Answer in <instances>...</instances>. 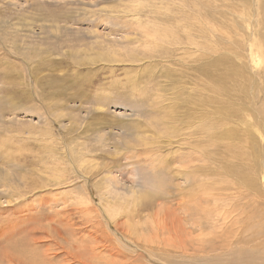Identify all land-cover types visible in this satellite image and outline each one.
<instances>
[{
	"label": "rangeland",
	"instance_id": "1",
	"mask_svg": "<svg viewBox=\"0 0 264 264\" xmlns=\"http://www.w3.org/2000/svg\"><path fill=\"white\" fill-rule=\"evenodd\" d=\"M201 1L0 0V264H219L233 256L236 246L224 250L215 236L204 241L209 232L189 230L173 211L176 196L139 218L118 213L130 189L152 186L142 180L147 166L124 159L133 121L168 156L192 153L193 144L211 152L198 163L214 183L234 181L235 169L256 175L264 201L255 115L264 116V0H210L209 16ZM108 52L117 55L100 60ZM101 201H112L115 227L150 253L118 236Z\"/></svg>",
	"mask_w": 264,
	"mask_h": 264
},
{
	"label": "bare ground",
	"instance_id": "2",
	"mask_svg": "<svg viewBox=\"0 0 264 264\" xmlns=\"http://www.w3.org/2000/svg\"><path fill=\"white\" fill-rule=\"evenodd\" d=\"M194 1H195L194 4L196 5L198 0H194ZM194 4H191L190 7H195ZM201 5H202V8L204 6H208L207 14L205 13V15L209 16V14H210L209 9L211 6L210 0H208V2L205 0L201 1ZM103 55L104 54H100V57ZM116 55L117 54L115 52H108V53H106V55H104L102 58H100V60L106 59V61H110V58H113ZM91 59H93V58H91ZM4 105H5V103H4ZM238 107H240V106H238ZM262 107H263V105H262ZM93 110H91V111H93ZM260 112H261V110H259V111L256 110L255 115H256V118L259 120V122H257L256 124H259L257 126H259V129L261 132L262 130L264 131V116ZM262 112H263V110H262ZM97 114H99V113H97ZM131 124H130L131 128L133 130H135L136 132L134 133V138L133 139L131 138L132 140L130 142L131 144H130L129 148H127L128 144H126V143L124 144L125 145L124 148L127 149V152L125 154V158L124 157L123 158L125 160L126 159L129 160V164H132V166H133V164H138L139 166L140 165L141 166L142 165L147 166L148 167L147 169H149V172L145 173L144 171L142 172V170H139L140 173H145V175H142V174H139V175L143 176L142 180H144V179H146V180L149 179V181L151 180L152 186L150 188L142 187L144 189L141 188L143 190V193H141V194H135L137 192L133 193L132 189H130L132 192L130 191V194H127L128 195L127 198H130V200H127L126 203L120 202L118 200L117 204H121V203L125 204V206L122 208V210L118 211V213L123 214L122 213V211H123V212H126L128 217L133 216V217L139 218L141 216L142 211L150 210L151 208H154L155 205H158L164 201L173 200V198L176 196L180 201H177L174 203L175 206L173 207V211L177 213L178 218L181 221L189 222V224L191 225V228L189 230L192 233H193V231H195V228L199 229L200 231L209 232L208 234H210V236L205 238L204 241H213V242H210V244L215 243V239L213 238V236H215L216 240L219 243H221V247L224 248V250L230 249L233 246H236L237 250L235 251L233 256L228 258V260L226 262H224V263L220 262L219 264H264V201H261L262 191L260 188L259 178L255 177L256 175L253 177L249 173H247L243 170L235 169L233 171L234 175L236 176L233 178L234 181H231V182H228V180L223 181L221 178L222 181L219 179L220 182L214 183L216 180H214L213 177H206V176H208V173H210L209 171H205V168L207 165L205 166V168H203L204 166L201 165V164H206V162L205 163L200 162L201 164L198 163L199 159L202 160L204 158V159L208 160L210 158V157L207 158L208 156H211V155H208V153H207L209 151H207V150L204 151V150H202V148L196 149V146H194V144L192 143L193 146L190 148V150H192V153L188 152L189 154H186V155L184 154V156H182L181 158L176 157L174 155L173 156L169 155L170 156L169 157L168 152L166 153L167 150L163 151V148L161 147V145L157 144L156 142L154 143V141L153 142L148 141L149 136L148 137L145 136L146 135L145 132H147L146 126L145 127L141 126L136 121L131 122ZM163 125L165 126V124H163ZM120 128L125 130L127 128V124L122 125V127H120ZM165 129H166V127L163 128L164 132H165ZM127 132H128V130H127ZM125 133H126V131H125ZM143 133H145V135H143ZM126 135H123V136H126ZM202 145L204 147L205 143ZM100 146H101V144H100ZM106 146H107V144H106ZM116 148L119 149L118 146ZM120 148H122V146ZM166 148L168 149V147H166ZM187 149H189V148H187ZM121 150L123 151V149H121ZM179 150H181V149L179 148L178 151ZM87 151H89V150H87ZM173 151L175 153H178V152H176L177 149L173 150ZM209 153H211V152H209ZM199 157H203V158H199ZM118 159H119V157H118ZM207 160H204V161H207ZM210 160L211 159H209V161ZM174 161L180 162L179 163L180 166H178V167L172 166V163L175 164ZM113 162H115V161H113ZM111 164H113V163L111 162ZM111 164H110V166H111ZM119 164L120 163L117 162V165H119ZM138 165L137 166L135 165V166L139 167ZM211 166H213V165H211ZM129 167H131V166L129 165ZM207 167L209 168V166H207ZM79 168L82 169V166H79ZM120 168H118L119 171H120ZM124 169H126V168H124ZM131 170H133V169H131ZM80 171H82V170H80ZM128 172H129V176H130V171H128ZM82 173L84 175L87 174L86 172H83V171H82ZM211 173H212V171H211ZM132 174L137 175L138 172H137V174H136V172L135 173L132 172ZM119 176H120V174H119ZM149 176H150V178H149ZM216 176L217 175H215L214 177L217 179ZM88 177H89V175H88ZM88 177H87V179H85L86 181H89ZM179 177L184 178L185 181L183 180V185L182 186L173 185V181ZM128 178H130V177H128ZM134 178H135V176H134ZM90 179H92V177ZM0 180H1V178H0ZM104 180H106V179H104ZM128 180H131V179H128ZM136 180H137V178H136ZM107 181H110V180H108V178H107ZM1 182H2V180H1ZM100 182H101V180H100ZM83 183L85 184V182H83ZM90 183H91V181H90ZM131 183H133V182L131 181ZM137 183H139V180ZM105 184L106 183H104V185ZM110 184H112V183H110ZM143 184L146 186V182L144 183V181H143ZM147 184H149V183H147ZM131 185L133 186V184H131ZM141 185H142V183H141ZM107 186H109V183ZM135 187H137V185ZM84 191H86V190H84ZM125 191H127V190H125ZM112 192H114V191H112ZM127 192H124V193L126 194ZM99 194H101V193L99 192ZM107 195L109 196V194H107ZM99 197H102V196H99ZM13 198H15V197L13 196ZM100 199H102V198H100ZM105 199H107V198L105 197ZM110 200H112V198ZM77 201H78V203H80L79 200H77ZM10 202H9V204H10ZM111 202L105 203V201L104 202L101 201V203H102L101 209L103 211L102 213L105 214V217L107 219L106 220L107 224H109V225L111 224L114 226L113 228L116 229L114 231H116L118 233V236L120 235V238L123 237V239L125 241H130L131 243L136 244L138 247L141 246L143 249L147 250L148 253H150L152 250L149 247H145L146 244L141 243V241L138 238L134 239L133 234L129 233L128 230L125 231V234H126L125 235L123 232L121 233V231H119L117 229L118 227L117 228L115 227V225L117 223L115 221L116 220L115 216H112L111 215L112 213H109V212H111L110 209L112 210L113 207H116V206H113V204H111ZM98 203L100 204V202H98ZM6 204H8V203L6 202ZM81 205L82 204L79 205L80 208H81ZM83 205H84V203H83ZM91 207H89V205H88L86 207V210H88L87 208H91ZM93 207H94V205H93ZM101 209H100V211H101ZM116 209H117V207L115 208V210ZM115 210L113 211L114 213L117 212V211L115 212ZM95 212H97V211H95ZM87 214H89V212ZM91 216H93V215H91ZM98 225L99 224H97V226ZM135 225H137V224H135ZM128 227H130L131 230H133V226L131 224H129ZM105 237H107V236H105ZM116 240H117V238H116ZM112 241L117 242L119 240H117V241L112 240ZM206 245L208 246V244H206ZM122 246L124 247V245H122ZM122 249H124V248H122ZM138 256H140V255L137 254L135 258H137Z\"/></svg>",
	"mask_w": 264,
	"mask_h": 264
}]
</instances>
